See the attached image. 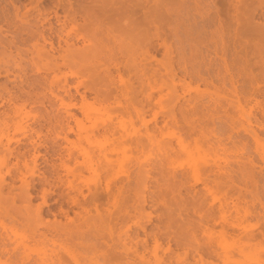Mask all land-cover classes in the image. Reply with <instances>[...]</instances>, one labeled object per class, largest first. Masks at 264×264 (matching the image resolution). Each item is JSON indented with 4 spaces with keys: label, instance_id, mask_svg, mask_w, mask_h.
I'll return each mask as SVG.
<instances>
[{
    "label": "rangeland",
    "instance_id": "1",
    "mask_svg": "<svg viewBox=\"0 0 264 264\" xmlns=\"http://www.w3.org/2000/svg\"><path fill=\"white\" fill-rule=\"evenodd\" d=\"M133 1L137 0H0V133L8 131L11 148L20 151L35 140L48 161L39 159L32 175L31 160L27 168L15 159L3 163L0 154V179L19 193L22 174L37 183L42 174L52 176L51 164L56 163L65 185L56 189L50 208H45L51 213L46 220H53L52 213L60 209L61 204L54 202L58 194L77 192L69 182L82 191V202L84 196L109 185V196L102 193L97 207L64 200L67 213L57 221L88 231L99 214H122L128 205L131 218L115 227V236H124L129 226L130 233L140 231L139 225L159 231L162 246L154 250L150 240L147 259L166 256L169 246L182 256L185 246L178 248L174 242L181 238L186 244L191 240L190 245L213 242L219 247L220 257L199 264H264V0H238L245 9L239 22L229 0H197L198 11L193 9L196 0H169L170 10L145 30V10ZM166 1L153 0L146 6ZM112 3L124 10L101 12ZM73 27L79 28L78 37L81 31L87 36L71 40L75 47L89 44L91 34L96 46L103 42L118 51L117 60L95 62L100 71L109 67L117 99L103 92L97 96L92 90L97 79L88 73L71 77L76 67L53 71L55 64L62 65V57L53 61L38 53L43 39H51L58 49L59 37L65 39ZM39 75L55 86L69 76L70 95L59 92L67 104H76L69 122H47L48 117L54 120L60 106L44 100L41 87H30L33 100L24 106L21 100L8 102L4 87L20 95L21 86L29 90ZM203 104L210 107L209 114ZM16 108L20 109L15 112ZM18 122L26 128H17ZM109 140L115 143L112 154L108 150L114 144ZM98 142L105 149L100 150ZM107 156L114 160L113 168L103 167ZM222 180L226 184H216ZM41 187L38 184L33 191L34 207L42 203ZM223 201L226 226L213 214ZM10 206L0 198V215ZM34 227L10 233L12 247L20 246L18 258L51 264L62 256L65 264H115L94 259L64 239L36 241ZM140 232L134 242L144 238ZM17 262L5 255L0 258V264Z\"/></svg>",
    "mask_w": 264,
    "mask_h": 264
},
{
    "label": "bare ground",
    "instance_id": "2",
    "mask_svg": "<svg viewBox=\"0 0 264 264\" xmlns=\"http://www.w3.org/2000/svg\"><path fill=\"white\" fill-rule=\"evenodd\" d=\"M137 1H133V3H135L134 5L140 8L142 7L143 11L145 10L143 13L147 18L144 19L145 24L142 26L144 30L146 27L145 25L154 23L156 19H158L160 16H163L170 10V3H167L170 2L169 0L163 3L161 2L158 5L154 4L153 7H151L150 5V7L148 8L147 6L149 5L146 6V4H151V2L153 3V0L151 2L150 0H143V3L146 7L142 4V1ZM229 2L233 5V12L236 14L237 22H239L240 16L244 14L245 9L239 5L240 1L238 0H229ZM199 4L200 3L196 0L193 9L198 11ZM108 10L116 11V13L118 14L124 9L122 7L114 8V4L112 3L111 6H105L104 9L101 10V12L105 13ZM68 12L69 10H67V13ZM106 24L105 27H101V32H103V34H105V29H107ZM142 28L137 27V30H140ZM78 32L79 28L73 27L71 32L67 33L65 39L60 36V41L58 42L57 46L58 49H55L51 39H49L50 41L48 42L46 39H43L44 44H42V46L38 49V53L41 54V56L51 58L53 61L56 60L59 56L62 57V65L55 64L53 66V71H59L63 66L68 68H71V66L76 67L78 70L75 72H71V77L79 78L84 74L88 73L97 79V83L92 86V90L96 93L97 96L101 95L103 92L105 93V96H112L117 99L118 90H112V86L115 88L116 85L114 83V77L112 76L109 67H106L104 69V72L100 71V67H98L95 62H100L101 59L104 60L106 58H109L110 60H117L118 54L116 52L118 51H115L112 47L105 45L103 42H99L98 46H96L92 42L93 37L91 34H89L90 38H87L89 44H87L86 46L83 45L82 47L80 46L81 48H77L75 47L76 44L74 45L70 43V41L74 40V38L78 40L79 38L85 39V37H87L83 34V31H81L82 36L78 37ZM71 33H74V35ZM94 36L96 35L94 34ZM62 42L64 43L65 48L61 45ZM47 45L50 46L48 47V49L50 48L49 50L47 49ZM50 51H55L58 56H55L56 54L54 55V53L52 52V54H50ZM119 52L122 53L121 51ZM115 67H118V65L116 64ZM208 74H210L209 71ZM197 76L200 79L206 80L205 78H203L201 73H198ZM68 79L69 76H65L64 83L62 85L55 86L52 84L48 85L47 76L39 75V78L36 81L28 85L29 90H25L23 86H21L20 95L11 94L12 92L7 87H4V90H6L9 94L8 102L10 104H14L17 100H21L23 101L22 106H24L27 102H32L33 100V92L31 91L32 89H30V87L43 88L46 91V94H44V100H46L52 106L56 105V103H58L60 106V109L57 110V114L54 116V120L48 117L47 122L49 124H64V122H69L70 119L75 117L71 109L76 107V104H67L65 102L64 97L59 94V92H62L66 96L70 95L73 86L69 84ZM80 85L81 83H79L77 87H79ZM39 103L41 105L45 104L44 101H39ZM203 107L205 108V110H207V114H209L210 107L206 105L204 106V104ZM19 109L20 108H16L15 112ZM137 114L142 115L141 111H138ZM61 127L63 130V135L61 137L63 140L66 141L68 140L67 132H64L63 125ZM17 128L25 129L26 126L18 122ZM130 136L131 134L128 132L126 137ZM122 138L124 137L122 136ZM109 143L111 145L114 144L113 146H111L110 150H108L110 151V154H112L115 150V143H112L110 140ZM11 144L12 138L9 132L1 131L0 154L3 163H7L10 160L15 159L18 162L24 161L26 167L28 168L30 165L28 161L31 160L33 165L30 169L33 175L35 169L39 167L38 160L41 158L45 159V155L40 154V145L32 139L29 141L30 148L26 149L25 151H20L19 149L11 148ZM97 146L100 148V150L105 149V144L102 142H98ZM58 156L62 164L63 160L61 154H58ZM45 162L48 163L46 159ZM59 166L60 165H57L56 163H52V176L48 177L42 174L41 178L37 182L42 186L40 191L41 193L40 195H38L41 198L42 203H40V205L37 207L33 206V202L35 200V197L37 196L33 193V191L38 185L35 180H31L29 182L26 180L25 175L21 173L22 176L19 179L21 182H23L22 188L19 193H13L11 189V184L5 179H0V198L6 200L8 203L11 204V206L6 210V212L0 215V258L5 255L9 259L17 258L19 262H17V264H43L38 263L36 261H31L26 257L18 258L17 254L20 249V246L12 247L14 239L12 238L10 233L15 231V229H17L18 227H26L32 225H36V227L33 228L32 238L34 240L39 241L41 243H48L55 242L58 239H64L71 242L73 246L81 248L83 253L92 256L94 259L99 260L100 258H102L105 263L113 262L115 264H199L200 262H203L206 258H218L221 256L219 247L213 244V242H207L203 245H190V243L192 242L191 240H189L188 244H186L181 238H174L176 247L179 248L185 246V251L182 256L176 254V252L173 251L172 247L169 246L165 253L166 256H155L156 259L154 260L147 259L146 254L151 250L149 246L150 240L154 243V246L152 247L154 250H157L162 246V238L159 231H147V228L145 226L139 225L141 229L140 231H142L144 234V238H141L134 242L135 238H139L141 236V232L139 230H136L134 233H130L131 227L129 226L126 232L124 233L125 237L122 236L123 234L115 236V232L117 231L115 230V227L117 225L126 224L131 218V208L128 205L125 206L124 213L122 214H99L93 229H90L88 231L84 230L82 225L63 226L60 224V222L57 221L58 216L63 217V215L67 213V210H65L62 205L64 200H66L67 202L71 201L75 205L81 207L87 204H93L97 207L102 201V193L109 196V185L103 191L95 190L91 192L89 196H84V201L82 202L80 197V195H83L82 191L78 188L77 185L73 184L72 182H69V187L72 190H77V192L73 195H71L70 193H68V195L58 194L54 202L61 204L60 209L58 213H52V216L54 217L53 220H46L45 217L51 215V213L48 210L46 211L45 208H50V199L53 195L56 194V189L65 185V180L59 172ZM113 166L114 160L112 159V157H105L103 167L105 169H110L113 168ZM222 173L226 175V172L223 171ZM215 179L217 181L218 177H216ZM15 180L16 178L13 179V181ZM221 182L226 184V182H224L223 180L218 181L216 184L219 185ZM6 189H8L7 192L5 191ZM17 201L22 202V206H17ZM220 207L221 209L216 211L214 210L213 214L214 217L219 218L220 222H222L224 226H226L225 211L227 209V203L223 201ZM132 208H134V211H138V207ZM118 231H120V229H118ZM221 234H226L225 228H222ZM170 238L171 237L169 236V239ZM190 255H194L192 257L193 261L189 260ZM51 264H65V262L62 259V256H59Z\"/></svg>",
    "mask_w": 264,
    "mask_h": 264
}]
</instances>
